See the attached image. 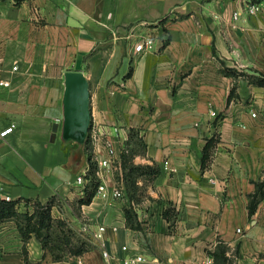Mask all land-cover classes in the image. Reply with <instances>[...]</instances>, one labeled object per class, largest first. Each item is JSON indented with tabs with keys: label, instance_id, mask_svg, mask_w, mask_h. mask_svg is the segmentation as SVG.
Instances as JSON below:
<instances>
[{
	"label": "crops",
	"instance_id": "1",
	"mask_svg": "<svg viewBox=\"0 0 264 264\" xmlns=\"http://www.w3.org/2000/svg\"><path fill=\"white\" fill-rule=\"evenodd\" d=\"M69 70L89 81L97 161L107 138L120 159L130 129L141 130L147 147L135 162L161 170L139 177V200L95 193L80 202L76 177L90 163L85 144L63 136ZM259 74L264 0H0V80H10L0 84V130L15 123L0 136V197L20 211L53 199L55 217L90 232L92 247L66 253L69 264L106 263L95 238L102 223L113 264L127 252L142 253L139 264H213L219 241L237 264H264V194L250 214L257 181L264 190V84L250 78ZM116 168L98 175L124 191ZM129 206L139 228L127 224ZM2 222L0 264H26L24 246L34 264L60 262L35 233L25 241L16 219Z\"/></svg>",
	"mask_w": 264,
	"mask_h": 264
},
{
	"label": "trees",
	"instance_id": "2",
	"mask_svg": "<svg viewBox=\"0 0 264 264\" xmlns=\"http://www.w3.org/2000/svg\"><path fill=\"white\" fill-rule=\"evenodd\" d=\"M225 72L228 74L236 75L238 70L233 67H227ZM251 80L260 84H264V74H259L256 76H250ZM85 148L88 153L89 159V169L86 172L88 181L84 186V195L80 198V202H89L91 201L93 195L96 193V190L101 182V179L98 175L99 164L97 159L94 158L92 151L91 138L88 133L87 139L85 141ZM147 144L144 140L143 134L139 128L132 127L130 129L129 137L124 141L123 147L120 152V159L116 160L117 168L115 169L114 175L118 183H122L124 186V193H126L131 200H139L142 198L143 190L138 184L139 177L146 174L149 178L157 175L161 168L156 164H141L135 162V157L144 153L146 150ZM206 156H204V161ZM263 182L257 181L256 192L252 195L250 201V214L253 213L256 209L258 202V196L264 194L262 190ZM28 203V200L26 201ZM18 200L0 197V222L5 221L9 218L16 219L18 227L22 233V236L25 241L29 239L32 233L35 231L39 237H41V230L46 227H50L53 223L52 215V205L54 204L53 199H49L46 202L35 201L34 202V211L30 213L28 210L20 211L18 209ZM127 224L139 228L140 223L136 222V210L134 206L126 207L125 209ZM166 214H168L166 212ZM23 219V220H22ZM21 220L23 222H21ZM59 221V220H58ZM42 244L44 247L49 248L52 253L53 260H61L64 258V255L69 251L63 248L60 252H56L52 245L50 248L46 239H42ZM92 246V245H91ZM91 247L79 246L76 249H72L71 254L80 255ZM229 246L223 242L219 241L214 250H211L210 253L214 258L213 264H237L234 262V257L229 252ZM3 254V250L0 249V257ZM24 254L26 259V264H34L30 262L27 257V248L24 246Z\"/></svg>",
	"mask_w": 264,
	"mask_h": 264
},
{
	"label": "water",
	"instance_id": "3",
	"mask_svg": "<svg viewBox=\"0 0 264 264\" xmlns=\"http://www.w3.org/2000/svg\"><path fill=\"white\" fill-rule=\"evenodd\" d=\"M89 81L81 70L65 73L63 136L85 143L91 124Z\"/></svg>",
	"mask_w": 264,
	"mask_h": 264
},
{
	"label": "built area",
	"instance_id": "4",
	"mask_svg": "<svg viewBox=\"0 0 264 264\" xmlns=\"http://www.w3.org/2000/svg\"><path fill=\"white\" fill-rule=\"evenodd\" d=\"M258 10V4L257 3H249L247 6V11L250 14H254L256 13ZM240 14L239 10L234 11L233 17L237 18ZM154 45V40L153 38H148L145 41V47L146 48H152ZM17 66H14V68H16ZM0 84L3 85H9L10 84V80L8 79H1L0 80ZM213 113L215 114L216 111H213ZM253 115H256V112L253 111L252 112ZM15 126V123H11L9 126H7L6 128H4L3 130H0V136H5L7 133H9L10 131L13 130ZM105 145L107 148V152H108V156L107 157H102L98 159V164L99 166H108V165H116V149L114 146V142L111 138H107L105 140ZM89 169V168H88ZM88 169L86 171H84L83 173H80L77 175L76 177V182L78 184H80L81 186H84L86 183V177L85 174L88 171ZM83 192V190H82ZM97 194H100L103 197H109V196H113V197H120L124 195V191L119 188L118 186H113L112 188H109V186L105 183V182H100L97 191ZM5 198L7 200L11 199L10 195H6ZM264 201V198H263ZM107 226L106 224H100L98 230L95 232V238L100 240V246L102 248V254L106 260L105 264H113V257L114 255L112 254V252L109 251V249L106 246L105 241H103L104 238V232L106 231ZM238 230H241V228H238ZM122 248L127 251L128 250V245H123ZM122 260L124 262V264H139L140 262L145 260V256L140 253V252H127L123 257Z\"/></svg>",
	"mask_w": 264,
	"mask_h": 264
},
{
	"label": "rangeland",
	"instance_id": "5",
	"mask_svg": "<svg viewBox=\"0 0 264 264\" xmlns=\"http://www.w3.org/2000/svg\"><path fill=\"white\" fill-rule=\"evenodd\" d=\"M34 209H35L34 203H32V206H26V208H24V210L22 211L28 210L30 213H32ZM53 219L54 221L50 225V227H46L41 230L42 232L41 237H39L35 231L33 232L37 235V237L41 240V242L42 239H46L48 242V246L50 248L52 247V245L55 244V247H53V249L56 252H60L61 250H63V248L66 249V251L69 250L67 253L70 256H74L73 254H71L70 251H72V249H76L79 246L92 247L91 245H93V237L91 233L80 229L70 217L68 216L55 217L53 215ZM22 220L21 222H23ZM46 249H48L51 252L49 248ZM54 261H60L57 264H69L66 261H64V258L61 260H54ZM77 264H81V263L77 262Z\"/></svg>",
	"mask_w": 264,
	"mask_h": 264
}]
</instances>
